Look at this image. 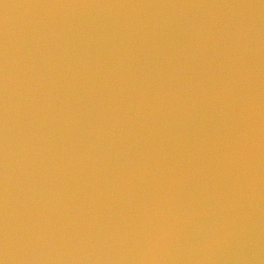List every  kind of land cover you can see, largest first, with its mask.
Wrapping results in <instances>:
<instances>
[{
    "label": "water",
    "instance_id": "water-1",
    "mask_svg": "<svg viewBox=\"0 0 264 264\" xmlns=\"http://www.w3.org/2000/svg\"><path fill=\"white\" fill-rule=\"evenodd\" d=\"M6 264H264L261 0H0Z\"/></svg>",
    "mask_w": 264,
    "mask_h": 264
},
{
    "label": "snow or ice",
    "instance_id": "snow-or-ice-1",
    "mask_svg": "<svg viewBox=\"0 0 264 264\" xmlns=\"http://www.w3.org/2000/svg\"><path fill=\"white\" fill-rule=\"evenodd\" d=\"M261 3L264 4V0H261ZM5 261V258H0V264H5Z\"/></svg>",
    "mask_w": 264,
    "mask_h": 264
},
{
    "label": "clouds",
    "instance_id": "clouds-1",
    "mask_svg": "<svg viewBox=\"0 0 264 264\" xmlns=\"http://www.w3.org/2000/svg\"><path fill=\"white\" fill-rule=\"evenodd\" d=\"M5 264H6V261H5Z\"/></svg>",
    "mask_w": 264,
    "mask_h": 264
}]
</instances>
